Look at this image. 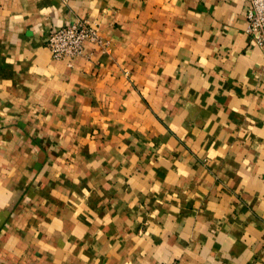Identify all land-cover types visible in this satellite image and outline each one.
Wrapping results in <instances>:
<instances>
[{"label":"crops","instance_id":"1","mask_svg":"<svg viewBox=\"0 0 264 264\" xmlns=\"http://www.w3.org/2000/svg\"><path fill=\"white\" fill-rule=\"evenodd\" d=\"M248 2L0 0V264H264Z\"/></svg>","mask_w":264,"mask_h":264},{"label":"built area","instance_id":"2","mask_svg":"<svg viewBox=\"0 0 264 264\" xmlns=\"http://www.w3.org/2000/svg\"><path fill=\"white\" fill-rule=\"evenodd\" d=\"M246 19L247 33L264 47V0H249ZM87 43L105 45L98 25L77 19L71 25L54 30L47 46L55 59L69 60L72 65L73 59L84 55Z\"/></svg>","mask_w":264,"mask_h":264}]
</instances>
